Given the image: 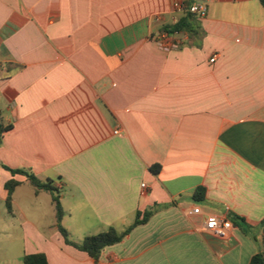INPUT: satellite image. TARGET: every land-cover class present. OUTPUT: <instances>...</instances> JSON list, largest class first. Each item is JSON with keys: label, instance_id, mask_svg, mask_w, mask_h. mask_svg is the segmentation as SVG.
Listing matches in <instances>:
<instances>
[{"label": "crops", "instance_id": "0c3cea01", "mask_svg": "<svg viewBox=\"0 0 264 264\" xmlns=\"http://www.w3.org/2000/svg\"><path fill=\"white\" fill-rule=\"evenodd\" d=\"M193 4L207 6L201 35L173 33L179 49L160 51L155 38ZM0 112L12 126L0 144V264L34 253L95 264L65 243L53 194L5 167L52 182L76 243L155 210L98 264H249L264 252L259 0H0ZM209 214L232 223L227 238L202 231Z\"/></svg>", "mask_w": 264, "mask_h": 264}, {"label": "trees", "instance_id": "16d2710c", "mask_svg": "<svg viewBox=\"0 0 264 264\" xmlns=\"http://www.w3.org/2000/svg\"><path fill=\"white\" fill-rule=\"evenodd\" d=\"M261 5L264 7V0H259ZM196 14L189 11V8L185 10V14L180 17L174 24L170 25L165 29V32L169 34L173 33H186L191 38L198 37L201 35L200 27L198 26L196 20ZM12 128L11 125H5L2 122L1 112H0V144L2 143L4 134ZM10 173L14 175H23L27 178L30 184L36 189V191H49L53 194V203L56 210V218L58 222L59 231L64 238L67 245L73 246L74 248L87 253L94 261L95 264L99 263V258L102 251L111 245L121 242L131 230L138 226L145 224L150 217L155 213V210L146 211L145 213L137 212L135 215L134 223L128 227L125 231L119 232L114 227H109L106 231L100 232L95 235H88L80 243H76L69 238V234L65 228L60 225V221L63 216V211L61 208V202L59 198V191L52 185L51 181L42 182L34 174L24 170V169H10L5 167ZM151 170L156 174L161 170V165L156 164L151 167ZM20 184L19 181L15 179L9 180L5 187L7 189L8 195L6 199V206L9 212H11V199L12 193L15 188ZM206 189L204 187L197 188L192 194V198L196 203H201L205 199ZM234 225L238 226L241 231L247 235L252 236L250 227L245 223L244 220H239V222H234ZM23 264H49L47 257L43 253H34L24 256ZM249 264H264V252H258L252 256Z\"/></svg>", "mask_w": 264, "mask_h": 264}, {"label": "built area", "instance_id": "2783aa9c", "mask_svg": "<svg viewBox=\"0 0 264 264\" xmlns=\"http://www.w3.org/2000/svg\"><path fill=\"white\" fill-rule=\"evenodd\" d=\"M176 8H182V4H176ZM189 11L193 14H196L198 16H204L207 13V6L204 4H193L191 6H188ZM155 43L158 47V49L162 52L169 53L174 50H178L180 43L175 40L171 34L167 32L160 33L155 38ZM217 56H213L211 58V62H215ZM115 133H118V130L115 131ZM145 187V185H143ZM192 215H202L203 212L199 207H195L191 213ZM232 223L228 220H225L221 218L220 216L209 214L205 218V223L202 227V231L212 235L215 238H227L230 234V231L232 230Z\"/></svg>", "mask_w": 264, "mask_h": 264}]
</instances>
